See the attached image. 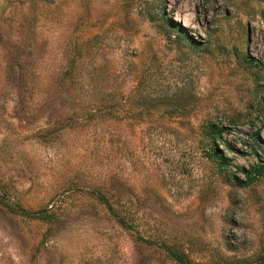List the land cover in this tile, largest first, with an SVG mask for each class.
<instances>
[{"label":"rangeland","instance_id":"rangeland-1","mask_svg":"<svg viewBox=\"0 0 264 264\" xmlns=\"http://www.w3.org/2000/svg\"><path fill=\"white\" fill-rule=\"evenodd\" d=\"M262 96L264 0H0V264H264Z\"/></svg>","mask_w":264,"mask_h":264},{"label":"trees","instance_id":"trees-1","mask_svg":"<svg viewBox=\"0 0 264 264\" xmlns=\"http://www.w3.org/2000/svg\"><path fill=\"white\" fill-rule=\"evenodd\" d=\"M183 37H187V36H183ZM261 98H262L261 110L264 112V96H262ZM211 127L212 129L207 131V135L211 136L212 141H214L215 138L220 137V134L223 129L221 127H217L214 125ZM257 137H258V132L256 131L255 138ZM225 146L228 150H232V151L236 150L235 147L228 142H225ZM209 155L216 162V167L218 168V170L225 172V169L229 168L230 158L227 157L224 151H220L216 146L212 145L209 151ZM254 155L257 156L255 152ZM236 169L238 170V172L242 174V177H238L234 174V172L230 171V173H228L230 179H233L238 185H250L251 183L256 181L259 177L264 175V162H261L260 160L256 159V161L254 163H251L247 168L236 167ZM100 191L101 190L99 189V191L97 192L98 196L99 195L101 196L102 194ZM100 200L103 201L102 197H100ZM0 203H2L7 209H9L12 212L22 213L20 209H18L15 205L10 204L7 200L5 201L4 198L0 197ZM108 206L110 207V205ZM115 216L118 218V221L123 225L124 221L117 211L115 212ZM163 250L178 264H190L189 258L185 255L184 251H182L179 247L163 246Z\"/></svg>","mask_w":264,"mask_h":264}]
</instances>
